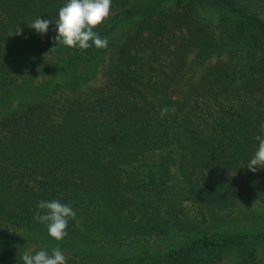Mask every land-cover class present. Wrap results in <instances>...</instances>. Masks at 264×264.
Here are the masks:
<instances>
[{
    "label": "trees",
    "instance_id": "trees-1",
    "mask_svg": "<svg viewBox=\"0 0 264 264\" xmlns=\"http://www.w3.org/2000/svg\"><path fill=\"white\" fill-rule=\"evenodd\" d=\"M165 1L112 0L111 22L94 29L106 48L63 45L68 66L101 67L102 83L88 92L71 76L34 94L25 86L41 69L24 79L17 69L50 41L10 34L56 22L66 0H0V264H24L25 242L49 236L34 217L51 200L84 212L69 220L67 264L95 263L108 241L117 264H264V229L185 232L187 201L201 211L264 201V168H247L264 137V0H208L222 16L213 24ZM124 19V36H105ZM192 52L219 59L189 71ZM13 93L25 95L14 104ZM164 107L175 112L161 117ZM167 233L187 238L163 247Z\"/></svg>",
    "mask_w": 264,
    "mask_h": 264
},
{
    "label": "rangeland",
    "instance_id": "rangeland-1",
    "mask_svg": "<svg viewBox=\"0 0 264 264\" xmlns=\"http://www.w3.org/2000/svg\"><path fill=\"white\" fill-rule=\"evenodd\" d=\"M193 6L195 10V15L198 20L201 22H205L208 24L216 23L221 19V12L218 8L208 2V0H168L165 1V6L169 7H179V6H186V5ZM128 6L122 5V8ZM114 10L111 9V15L108 17L101 25L103 27L104 24H109L112 20V14ZM264 15V14H263ZM34 22V21H33ZM127 19L122 20L121 24L115 28L113 31H109L105 33V36H120L123 33L125 35V25ZM212 22V23H211ZM32 22H28L21 26V30L23 36H31L36 35L39 37H45L48 42V47L43 50L44 56L42 59L30 63L28 67L22 63L18 67V72L21 73V78H26V75H30V70H35L36 68H40L41 73L36 75L34 78L31 79L32 83L25 86L28 88L27 91H32L34 94H38L44 90H47L50 86L54 85V82L60 79H64L67 84H70L71 76H78L81 78V86L82 88L91 91L92 88L100 85L103 81V76L101 73V67H94L91 65L85 66L83 63H79L78 66H68V53L64 51L63 44H58L54 41L53 37L57 35L55 31L56 25L55 22L50 24L49 30L46 34H40L35 29L29 28L28 24ZM192 45V44H191ZM46 54V55H45ZM219 59L218 53H215L213 57H208L205 62L197 63L195 61V55L193 52L190 54V57L187 60L186 68L187 70L191 71L195 69L198 73H201L211 64V60L214 58ZM231 56L226 54L223 60H227ZM55 65V68L47 71L45 66L48 65ZM25 93H13L12 100L10 102H17L21 99ZM8 101L4 100L1 105H7ZM188 211V217L186 219L185 225L188 228L186 230V235L195 236L196 234H204V230L207 229L211 230V233L216 235L221 232L227 233H239V232H252L254 230H261L264 229V201L259 199L253 200H239V202L232 206L231 209H215L211 207H204L201 211L196 205L191 202H185ZM77 208V207H76ZM78 209V208H77ZM76 212V219H82V215L84 212L79 213ZM204 216V217H203ZM184 223V222H183ZM205 231V232H207ZM24 232H27L25 230ZM33 236H39L34 231H30ZM183 235H178L176 238H173V234L167 233L168 239L165 241L163 247H169L171 244H179L184 242L187 238ZM40 237V236H39ZM70 239V240H68ZM64 238L63 240L57 241L51 236H45L44 239L26 241L24 244V248L26 251H39L41 250V246L45 247L49 253H51L53 248L59 247L64 255L69 258L72 256V252L76 250V245L73 242L76 237L71 238ZM118 242V241H117ZM81 243V242H79ZM115 242H105L101 248L95 246L93 252L97 253V259L93 264H117L108 255H113V252H116L117 249L114 247ZM75 245V247H74ZM80 250V249H79ZM101 252L105 254L101 256Z\"/></svg>",
    "mask_w": 264,
    "mask_h": 264
},
{
    "label": "clouds",
    "instance_id": "clouds-1",
    "mask_svg": "<svg viewBox=\"0 0 264 264\" xmlns=\"http://www.w3.org/2000/svg\"><path fill=\"white\" fill-rule=\"evenodd\" d=\"M111 5L112 0H66L64 6L59 9V18L55 22L57 35L53 37L54 41L82 50H87L93 44L96 48H106L108 39L102 38L94 29L110 17ZM50 24H53L51 19L38 17L28 26L40 34H46ZM22 34L19 28L10 36ZM170 110L175 112L174 107L161 109V117L167 115ZM261 128L264 130V125H261ZM254 139L259 142V146L247 165L252 172L264 168V137L256 135ZM37 208L42 211L37 212L34 219L46 224L49 236L57 241L67 237L69 220L76 219V212L70 205L51 200L40 201ZM21 258L24 264H67L68 260L59 247L53 248L49 254L43 246L35 254L31 250L25 251Z\"/></svg>",
    "mask_w": 264,
    "mask_h": 264
}]
</instances>
